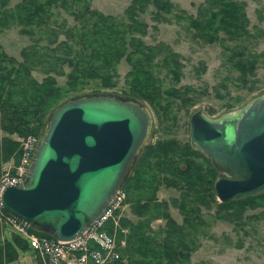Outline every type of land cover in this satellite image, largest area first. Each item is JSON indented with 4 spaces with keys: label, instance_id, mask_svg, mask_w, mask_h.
Masks as SVG:
<instances>
[{
    "label": "trees",
    "instance_id": "16d2710c",
    "mask_svg": "<svg viewBox=\"0 0 264 264\" xmlns=\"http://www.w3.org/2000/svg\"><path fill=\"white\" fill-rule=\"evenodd\" d=\"M6 1L0 0V25L14 18L25 25L20 28L22 32L32 37L35 33L44 35L47 41L43 45L33 43L21 48L20 60L0 47V129L3 132L0 160L12 155L17 159L16 141L8 136L9 133L39 137L52 108L68 96L65 91L75 90L89 80L112 87L117 78L115 64L122 56L130 64L123 93L144 99L169 117L171 100L168 97L177 93L160 87L153 66L159 61L176 79L179 74L177 53L162 48L161 43H143L140 36L145 34L146 26L137 15L151 5L152 15L157 18L170 12V0H129L124 8L125 20L89 8V0H19L13 10L6 8ZM242 5L237 0H204L198 15H186L187 22L194 28V34L205 41H213L220 29L236 41L250 35ZM58 8L71 14L74 21L71 24H65L63 19L58 21L55 18ZM59 33H63V38H58ZM229 48L227 57L238 71L237 78L252 87L257 64L261 61L264 66V58L259 61L263 54L243 45ZM159 54L155 62L153 59ZM63 65L68 67L65 72ZM32 68L43 72L40 80L31 74ZM63 73L65 89L55 79V75ZM176 142L173 138L157 139L154 143L143 144L135 155L120 187L125 192L123 202L143 218L128 226L126 245L119 248V257L103 264H164L163 259L165 264L186 261L194 244L197 221H200V206H212L215 218L239 224L247 208L264 205V191L218 201L213 190L214 168L189 144ZM197 155L202 157L204 165ZM175 156H182L181 161ZM160 185L178 190V195L169 198V203L178 208L180 223L167 211V201L156 199L155 192ZM156 217L165 218V222L163 228L153 230L148 223ZM120 223L125 226L129 222L121 216ZM111 225L107 222L105 229L111 231ZM30 230L52 236L35 227ZM160 231L163 234L159 237ZM2 244L0 262H11L29 248L25 238L15 232L5 236ZM124 254L127 262L122 261Z\"/></svg>",
    "mask_w": 264,
    "mask_h": 264
},
{
    "label": "water",
    "instance_id": "95a60500",
    "mask_svg": "<svg viewBox=\"0 0 264 264\" xmlns=\"http://www.w3.org/2000/svg\"><path fill=\"white\" fill-rule=\"evenodd\" d=\"M149 124L134 99L97 93L61 101L37 138L24 180L4 185L2 209L57 239L73 238L120 187ZM188 135L216 170L219 201L264 191V92L215 118L194 110Z\"/></svg>",
    "mask_w": 264,
    "mask_h": 264
},
{
    "label": "rangeland",
    "instance_id": "374dc122",
    "mask_svg": "<svg viewBox=\"0 0 264 264\" xmlns=\"http://www.w3.org/2000/svg\"><path fill=\"white\" fill-rule=\"evenodd\" d=\"M18 1L7 0L5 6L13 10ZM237 1L243 4L242 8L248 18L246 28L250 35L236 41L229 39L221 29L217 31L216 38L211 42L194 34V28L188 24L186 15H198L204 6V0H170L171 10L168 13L155 18L152 15L153 7L148 5L144 12L137 15V18L146 26L145 34L140 36L143 43L148 45L161 43L162 48L167 47L177 53L179 74L176 79L167 71L166 66L160 65L158 61L160 54L153 59L155 62L158 61L153 66V74L158 77L160 87L172 89L175 94L177 93L168 97L171 100L170 109L167 112L169 117L163 116L158 108H154L144 99L130 97L123 93V89L127 87L126 72L130 68L124 56L120 57L115 64L117 78L112 87H103L98 81L89 80L75 90L65 91V95L68 96L64 100L78 95L97 93L134 99L149 113L150 124L145 141L154 140L160 136L172 137L178 144H188L186 141L188 140V118L194 110L200 109L206 116L215 118L223 112L244 105L251 98L264 92V66L260 61L264 58V0ZM128 3L129 0H89L88 2L89 8L121 20L126 19L124 8ZM53 11H56L55 8ZM57 11L59 12L55 14V18L58 21L63 19L65 24H71L74 21L72 15L62 8H58ZM24 26L14 18L6 25H0V47L18 60L21 59V48L33 43L43 45L47 41L44 35L35 33L32 37L22 32L20 28ZM63 36V33L58 34V38ZM233 45H243L251 51L263 54L257 64L255 82L251 84L252 87H249V83H243L237 78L238 71L228 60L229 47ZM62 69L65 72L68 67L63 65ZM31 74L37 80L43 76V72L37 68H32ZM55 79L59 85L63 86V89L67 88L64 73L55 75ZM164 102L165 98L161 99L162 105ZM171 115L172 118H170ZM2 134L0 129V137ZM8 136L16 141L17 159L12 155L4 161L0 160V174L7 169L8 172H12V169L17 166L27 138H35L36 142L38 138L33 134L19 135L15 132L9 133ZM175 158L181 161L182 156H175ZM196 158L198 161L202 159L198 155ZM201 161L204 165L203 159ZM120 189L124 192L121 187ZM177 195L178 190L172 186L160 185L155 192L156 199L167 201V211L176 222L180 223L181 214L178 208L169 203V198ZM198 215L200 221H197L194 244L187 260H178L171 264H264V205L247 208L239 224L215 218L212 206L209 208L200 206ZM115 216L116 224L111 225V229L115 228L116 236L123 241L122 244L120 243L121 247H124L128 226L142 219L143 216L131 211L127 202L120 204ZM121 216L127 218L129 222L127 225H121ZM164 222L165 218L156 217L150 219L148 225L151 229L157 230L158 227L163 228ZM2 226L3 223H0L1 244L5 236L9 237L11 232L17 233L10 224H6L3 228ZM162 234L163 232L160 231L158 236ZM17 258L11 262L2 260L0 264H41L36 250L30 247ZM122 261L127 262L125 254ZM163 262L165 264V259Z\"/></svg>",
    "mask_w": 264,
    "mask_h": 264
},
{
    "label": "built area",
    "instance_id": "2783aa9c",
    "mask_svg": "<svg viewBox=\"0 0 264 264\" xmlns=\"http://www.w3.org/2000/svg\"><path fill=\"white\" fill-rule=\"evenodd\" d=\"M35 138H27L17 166L12 172L0 174V194L6 184H20L27 173L32 157ZM120 187L101 213L89 223L81 233L70 239H57L53 236L40 235L30 230L24 222L5 212L0 205V223L11 227L36 250L41 264H103L119 257V248L123 241L116 236L115 228L105 229L107 222L116 224V210L124 199ZM121 243V244H120Z\"/></svg>",
    "mask_w": 264,
    "mask_h": 264
},
{
    "label": "flooded vegetation",
    "instance_id": "af4514ba",
    "mask_svg": "<svg viewBox=\"0 0 264 264\" xmlns=\"http://www.w3.org/2000/svg\"><path fill=\"white\" fill-rule=\"evenodd\" d=\"M190 116V115H189ZM149 130V129H148ZM188 130H189V118H188ZM148 134V133H147ZM151 135V134H150ZM162 138H164V137H156L154 140H150V139H148V140H146L143 144H146V143H154L157 139H162ZM168 138H172V137H168ZM187 142H188V144H189V135H188V140H186ZM182 142H185V141H182ZM190 145V144H189ZM191 147V146H190ZM192 148V147H191ZM192 149H194V150H196L197 151V153H201L203 156H204V158H206L207 160H208V162L210 163V161H209V159L200 151V150H198V149H195V148H192ZM210 165L212 166V164L210 163ZM213 167V166H212ZM214 168V167H213ZM214 170H215V168H214ZM216 171V170H215ZM216 177V176H215Z\"/></svg>",
    "mask_w": 264,
    "mask_h": 264
},
{
    "label": "crops",
    "instance_id": "0c3cea01",
    "mask_svg": "<svg viewBox=\"0 0 264 264\" xmlns=\"http://www.w3.org/2000/svg\"><path fill=\"white\" fill-rule=\"evenodd\" d=\"M23 253H24V251H23V252H20V256H21ZM20 256H18V258H19ZM18 258H17V259H18Z\"/></svg>",
    "mask_w": 264,
    "mask_h": 264
}]
</instances>
